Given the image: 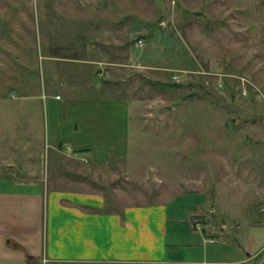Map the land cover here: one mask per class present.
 I'll use <instances>...</instances> for the list:
<instances>
[{"label": "rangeland", "instance_id": "rangeland-1", "mask_svg": "<svg viewBox=\"0 0 264 264\" xmlns=\"http://www.w3.org/2000/svg\"><path fill=\"white\" fill-rule=\"evenodd\" d=\"M54 1L0 0V76L4 66L18 65L16 50L23 54L12 71L17 91L0 89V150L14 147L21 158L16 166L28 161L26 166L38 172L43 182L34 191L47 192L48 178L54 191L101 197L107 213L173 202L172 213L195 216L184 223L198 244L182 238L180 251L170 250L172 258L243 264L240 249L255 257L248 264H260L264 0H58L59 13H46ZM101 25L119 42L106 50L99 39L93 50L108 57L102 69L109 74L102 84L109 83L102 97L130 107L124 141L95 144L111 159L93 167L82 155L79 160L54 158L51 147L54 137L63 138L69 119L79 120L67 108L85 104L88 92L73 80L89 73L83 54L89 40L99 38ZM128 31L143 32V48H134L137 40L130 42ZM47 42L68 62L41 63ZM129 49L141 68L130 66ZM50 66L55 67L51 74ZM150 67L167 72L145 70ZM16 120L19 142L9 143L4 131H13ZM69 144L74 149L70 142L61 144L65 155L72 152L65 148ZM205 227L216 231L213 239L203 237Z\"/></svg>", "mask_w": 264, "mask_h": 264}, {"label": "crops", "instance_id": "crops-1", "mask_svg": "<svg viewBox=\"0 0 264 264\" xmlns=\"http://www.w3.org/2000/svg\"><path fill=\"white\" fill-rule=\"evenodd\" d=\"M48 6L51 8L47 7L46 13L49 9L59 13L58 0L49 3ZM101 26L97 29L100 33L99 38L89 40L83 54L85 58L82 64L89 68V73L84 75L85 77L73 80L77 83H75L76 87L82 85V88L86 87L88 92L85 104L79 106L76 104L72 108H67L72 116L77 114L79 120L72 123L69 119L65 124L67 129L62 131L63 138L54 137L51 147L54 158L65 156L69 160L73 158L79 160L78 157L82 155V158L87 157L93 161V167L105 166L111 159L108 152L101 155L103 149H97L95 144L101 146L102 143L115 144L124 141L126 112L130 107V104L124 101L102 97L103 90L107 89L109 83V81L105 82V86L102 84L109 74L102 69L107 67L105 62L108 61V57L104 54L95 56L93 50L99 45L97 42L99 39L105 41L102 47L106 50L117 48L119 42L111 37L106 26ZM128 32L130 42L137 40L134 48H143L144 41H141L143 32ZM111 33L113 35L115 31ZM116 35H119V32H116ZM110 38L115 45L110 44L108 41ZM139 42L142 43L141 46ZM46 45L47 52L40 58L41 63L53 65L67 61L59 57L60 49L48 46L50 45L48 42ZM130 51L129 49L127 55L128 58L130 57V66L140 67L138 64L140 59H135ZM16 52L18 65L4 66L5 74L0 76L7 79L6 82H0V89L5 92L13 87L16 89L15 84L11 82L15 75L12 71L21 65L20 57L23 56L22 52L18 50ZM54 68L50 66V74L55 71ZM145 70L167 72L151 67ZM47 85L50 87L53 83L48 82ZM89 95L93 96L89 97ZM57 98L55 97L54 100L56 101ZM21 100L27 102L30 99ZM17 125L16 120L12 122L13 131L9 133L4 131V137L6 136L9 143L19 142L16 139ZM63 141L74 144V149L70 144L65 146L68 153L72 151L70 155H65L63 152L61 146ZM24 142L26 143V138ZM16 150L10 145L2 146L0 150V158L4 164L0 168V264H203L202 260L197 261L198 258L194 259L195 262L186 263L176 255L180 251L182 238L190 237L192 241H196L189 234L192 231L184 223V220H195V216L182 217L177 210H174L173 214L170 209L173 202L129 208L116 214L104 211L105 204L101 197L64 194L49 189L48 178L44 181L47 184V192L34 191V186L41 185L43 181L38 177L35 169L26 166L28 161L23 167L16 166L18 159H21L20 152H15ZM22 154L24 158L27 157L26 151ZM5 174L8 176L4 177ZM171 223H174V226H171ZM224 230L218 231L220 238L225 237L227 229L224 227ZM174 231L176 235L170 242V233ZM203 233V237L207 240L213 239L217 234L209 227H205ZM194 243L198 244L197 241ZM170 250H174L176 253L173 255L177 257L172 258ZM236 251L240 257H245L239 262L248 264L254 261L255 257L252 258L240 249Z\"/></svg>", "mask_w": 264, "mask_h": 264}, {"label": "trees", "instance_id": "trees-1", "mask_svg": "<svg viewBox=\"0 0 264 264\" xmlns=\"http://www.w3.org/2000/svg\"><path fill=\"white\" fill-rule=\"evenodd\" d=\"M156 87H158V86H156ZM174 87V86H173ZM158 88H160V89H162V90H172V87H170V86H165V85H159V87Z\"/></svg>", "mask_w": 264, "mask_h": 264}, {"label": "built area", "instance_id": "built-area-1", "mask_svg": "<svg viewBox=\"0 0 264 264\" xmlns=\"http://www.w3.org/2000/svg\"><path fill=\"white\" fill-rule=\"evenodd\" d=\"M142 44L139 43V46H141ZM57 101L59 100L58 98L56 99ZM261 213L264 214V210H261Z\"/></svg>", "mask_w": 264, "mask_h": 264}, {"label": "water", "instance_id": "water-1", "mask_svg": "<svg viewBox=\"0 0 264 264\" xmlns=\"http://www.w3.org/2000/svg\"><path fill=\"white\" fill-rule=\"evenodd\" d=\"M260 264H264V260Z\"/></svg>", "mask_w": 264, "mask_h": 264}]
</instances>
